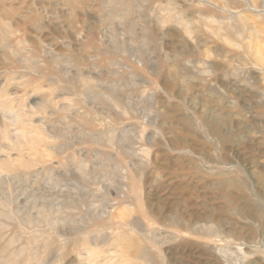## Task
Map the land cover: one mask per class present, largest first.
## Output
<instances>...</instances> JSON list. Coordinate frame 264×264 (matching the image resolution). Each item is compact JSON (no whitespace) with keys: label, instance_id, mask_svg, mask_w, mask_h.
Wrapping results in <instances>:
<instances>
[{"label":"rangeland","instance_id":"obj_1","mask_svg":"<svg viewBox=\"0 0 264 264\" xmlns=\"http://www.w3.org/2000/svg\"><path fill=\"white\" fill-rule=\"evenodd\" d=\"M0 264H264V0H0Z\"/></svg>","mask_w":264,"mask_h":264},{"label":"bare ground","instance_id":"obj_2","mask_svg":"<svg viewBox=\"0 0 264 264\" xmlns=\"http://www.w3.org/2000/svg\"><path fill=\"white\" fill-rule=\"evenodd\" d=\"M3 204V203H2ZM3 206V205H2ZM6 206V205H5ZM2 214V213H1ZM6 216V215H5ZM8 219V218H7ZM23 219V218H22ZM17 220H19V219H17ZM32 221V220H31ZM24 222H26V221H24ZM28 223H29V221H28ZM3 237V236H2Z\"/></svg>","mask_w":264,"mask_h":264}]
</instances>
